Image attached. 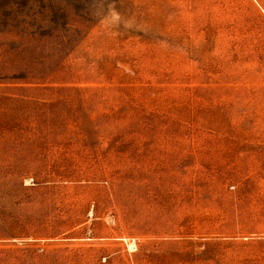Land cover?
Wrapping results in <instances>:
<instances>
[{
    "label": "rangeland",
    "instance_id": "obj_1",
    "mask_svg": "<svg viewBox=\"0 0 264 264\" xmlns=\"http://www.w3.org/2000/svg\"><path fill=\"white\" fill-rule=\"evenodd\" d=\"M0 264H264V0H0Z\"/></svg>",
    "mask_w": 264,
    "mask_h": 264
}]
</instances>
